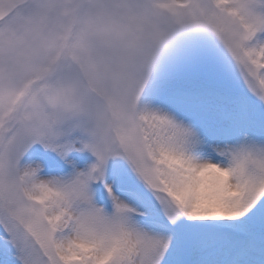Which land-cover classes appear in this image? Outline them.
Here are the masks:
<instances>
[{"label": "snow or ice", "instance_id": "obj_1", "mask_svg": "<svg viewBox=\"0 0 264 264\" xmlns=\"http://www.w3.org/2000/svg\"><path fill=\"white\" fill-rule=\"evenodd\" d=\"M0 264H264V0H0Z\"/></svg>", "mask_w": 264, "mask_h": 264}]
</instances>
